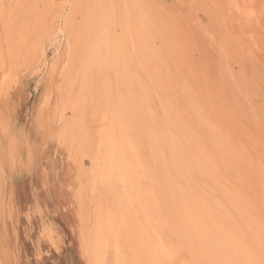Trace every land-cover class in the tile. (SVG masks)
Segmentation results:
<instances>
[{
    "label": "rangeland",
    "instance_id": "1",
    "mask_svg": "<svg viewBox=\"0 0 264 264\" xmlns=\"http://www.w3.org/2000/svg\"><path fill=\"white\" fill-rule=\"evenodd\" d=\"M72 1L0 0V5L14 6L7 12L0 7V31L6 26L8 32H4V39L0 41L3 42L0 51L4 55L6 48L13 49L8 48L12 52L5 55L10 53V58L5 57L6 67L0 69V264H88L81 245L83 224L87 231L94 228L96 200L105 188H91L89 154L97 142L96 131L101 124L97 113L105 103L109 93L105 86L110 81L114 99L132 92L138 100L150 95L148 103L136 105L137 109L129 111V115L135 112L132 114L139 130L149 126L158 130L166 115V106L171 107L168 113L170 128L178 133L187 129V136L195 140L191 144L186 138L187 147L203 155L197 161L180 155L186 177L177 172L172 174L175 197L180 198L183 191L190 189L196 196L202 194L197 197L201 203L209 202L206 205L214 211L216 219L244 237L248 248L256 250L254 255L264 262V0H138L141 11L138 15L130 13L133 27L130 34L133 35L129 36L128 44L135 45L132 44L137 41L134 37L139 38L140 32L136 30H141L136 19L141 16L146 19V28H143L151 31L153 47L159 53L156 59L144 60L138 52L127 51L126 67L133 77L129 82L118 80V89L114 68L91 67V72V68L87 72L91 76L82 71L85 67L82 52L87 47L83 44L87 35L82 41L85 49L80 47L82 51L77 52L76 69L65 76L63 83L66 42H51L52 36L49 39L47 34L53 25H60L58 16L69 11ZM89 1L81 0L80 11L87 5L99 3L98 0ZM114 2L118 16L128 13L127 7L123 12V0ZM250 10L255 12L253 18L247 14ZM83 20L78 13L75 24L83 25ZM116 34H121L118 25ZM41 43L47 49L43 61L38 60ZM101 54L107 57L106 50ZM82 74L86 78L85 87L81 83ZM147 75L152 80L158 78L161 84L157 81L151 85L153 81ZM156 84L160 85L155 88ZM81 97L88 99L86 103H81ZM68 98L80 103L77 111L66 103ZM130 118L133 121L134 117ZM173 118L176 124H171ZM75 119H79V124L84 119L80 124L84 133L81 145H77L78 141H59L65 122ZM84 130H88V135ZM135 133L132 135L137 139ZM144 135L139 134L137 139L139 150L145 159L147 157L146 161L160 182L164 174L153 159L149 139ZM183 138L186 141L184 135ZM161 150L168 164L169 155ZM79 176L85 181L80 189ZM183 178H187L189 184ZM147 179L141 182L146 190L150 186ZM156 186L160 188L159 183ZM107 195L111 197L108 192ZM161 199L160 218L176 217L177 214L173 215L171 208H167V198L162 195ZM220 213L229 221L224 217L223 220ZM142 218L137 227L144 235V232L148 234L149 226L142 223ZM166 233L170 241H176L173 233ZM143 249L140 245V251L136 252L138 258L144 255L138 256ZM111 257L109 254L106 264H112ZM177 259L178 262L190 261L188 248L183 247ZM141 260L140 264H147L142 257Z\"/></svg>",
    "mask_w": 264,
    "mask_h": 264
},
{
    "label": "bare ground",
    "instance_id": "2",
    "mask_svg": "<svg viewBox=\"0 0 264 264\" xmlns=\"http://www.w3.org/2000/svg\"><path fill=\"white\" fill-rule=\"evenodd\" d=\"M74 1L75 0L72 1L73 3L70 5L69 11L66 14L58 16L60 25L59 26L53 25L52 30H51L52 27L50 29H47V31L51 30L47 34V38L49 39L52 36V40L50 39L51 42L52 41L54 43L56 42V44L58 41L59 43H62L63 40L66 42V48H65L66 57L63 61V72H62L63 73L62 74L63 83H64L65 76L67 74H70V72H72L74 69H76L75 66H76V63L78 62L76 60L79 57V56L77 57V52L81 50L80 47L85 49V46H87L85 51L82 52L83 54H85L83 57L84 60H82L83 61L82 63L86 67V68L84 67L85 69L83 68L82 71L84 70L86 72V76L90 75L87 72L91 67L97 68L98 66L101 67V65L102 66L106 65L107 67L114 68V72L116 73V80H117L116 85L118 84L119 81L129 82L130 77H133L130 74L131 71H128V68L126 67L127 51H129V53L138 52L141 59L144 58V60L148 59V57L149 58L154 57L155 59L157 58L159 52H157L156 49L153 47V40L151 36L152 34L150 35L151 31H145L146 29H144L143 27L146 28V19L144 20L143 18H141L140 15H139L140 18L136 19L137 20L136 25H138L140 27L139 29L141 30V31L136 30L140 32L139 38L134 37L135 39H133V40L137 39L138 42L137 41L135 43L132 42V44H135V45L129 46L128 44V41H130V39L128 40V38L131 35L130 30L132 27L131 26L132 24H130L131 21L129 19L131 17L130 13L131 14L137 13L138 15L140 14V11H141L139 9L140 6H139L138 0H131V2L128 0H123L125 3L123 6L125 7L123 9L124 11L123 10L121 11L125 12V10H127L125 8L126 7L128 8V13L124 14L122 12L125 16L124 15L118 16L115 13L116 3L114 2V0H98L99 3H97L96 5L91 4L92 6L86 4L87 7L85 6V8H83L82 11H80L81 0H76L75 2ZM89 2L91 1L88 0V3ZM131 5L132 7H130ZM237 7L241 8L240 5H238ZM78 13H81L84 19L83 20L84 24L80 26L75 24L76 23L75 18ZM247 14L249 15V17H252L255 14V12L254 10H250ZM50 22L52 23V21ZM117 25L120 26L121 28L120 35L116 34ZM136 25L134 24L133 26H136ZM4 29L5 30L0 31V41L1 39H4L3 38L5 34L4 32H7L6 26ZM7 33L6 35L8 36ZM86 35L88 36V38L85 37ZM132 35H131V38H132ZM84 37L86 38V40L84 41L83 45L85 46L83 47L82 41ZM59 38L62 40L60 41ZM4 41H6V39ZM86 42H87V45L85 44ZM59 46L57 47L58 50H59ZM8 48H6V51L12 52L9 50V49L13 50L11 46L9 49ZM39 48L40 49L38 50V54H39L38 60L43 61L44 59H46L47 49L44 43H41ZM102 50H106L107 52L106 58H104L103 55L101 54ZM7 52H5L4 55H2L0 51V69H3L6 67L5 57H8L9 55H11L9 53V55L6 56L5 54H8ZM80 55L82 56V54ZM129 56H131V54ZM58 57L60 58V56ZM9 58H7V60ZM61 60H62V57H61ZM149 64L150 63H148V65ZM56 65L58 66V64ZM139 66L141 67L142 65H139ZM149 66H148V69L150 70ZM145 69L148 70L147 67ZM91 70L92 68L90 69V72ZM100 70L98 69V71ZM146 70L144 71L145 73H146ZM148 73L149 72L147 71V74ZM78 74L80 73L78 72ZM151 75H154V74H151ZM90 76H88V79H90ZM7 77L8 75L5 74L4 78H7ZM148 77L150 78L151 76H148ZM154 77H158V76L154 75ZM82 78H83V74H82ZM84 78L81 79V81L83 80L81 83L82 84L84 83L83 85L85 87L86 81L84 80H86V78L85 79ZM67 79L68 78H66V80ZM111 79L112 78H110V80ZM136 79L138 82H140L139 81L140 79H138V76ZM150 79L151 81H153L151 82V85H153V83H158L160 81L158 80V78L157 80H152V78ZM71 81H75V80H71ZM111 83L112 82L110 81L105 86L109 90V93L107 96H105L104 105L101 107L98 113L96 112L97 118L98 120H100L99 122H101V124L99 125L100 129H97L96 131L97 142L95 145L93 144L94 142L92 143V145H94L95 147L91 151L92 153L89 154L91 156V162H92L91 179L88 178V180L89 179L92 180L91 188L93 190H96L97 187H100V190H101V187H105L107 191H104L105 188H103L104 190H102L101 193L98 194L97 200L95 199L96 206L94 210L95 212H93L94 213L93 214L94 223H95L94 228L91 231H87L84 228L85 226L83 224V229H82L83 240H82L81 245L84 251L85 258L88 261V264H106V262L110 260L109 254L112 255L111 257L112 264H140V261L142 262L141 257L142 259L145 260L147 264H169V262L171 261H176L177 264H264V262L261 259L257 258L254 255L256 250H252V248L250 249V247L248 248L249 245L248 246L246 245L247 242L244 241L243 239L244 237L242 238L240 234L237 231L230 228L227 225V223L225 224L223 221H218V219H216V216L214 215V211H211L210 208L206 205L207 202L203 199L202 201H205V202L201 203V199L199 200L197 198L199 197V195L196 196L195 195L196 193H194L193 190L190 189L185 192L182 190L183 192H182L181 197L180 198L175 197L176 187H174L175 185L173 184L172 174L174 172H177V174L179 173L185 176V170L179 158L180 155H182L184 158H187L188 160H196V161L200 160L202 158L201 156L203 155H201L200 152L197 153V151L195 153L194 150L187 147L186 145L187 140L190 141L189 143H191L192 141V137L187 136V131H186L187 129L183 128L178 133L175 130H172L170 128L169 126L170 121H169L168 113L170 112L171 107L166 106L167 111L165 112L164 110L166 115L161 123L162 125L160 126L158 130L154 131L152 126L146 127V129H144L143 131L141 130V128L139 130L138 129L139 126L137 127L135 125L136 123H134V121H136L134 120L136 118L133 115L135 112H132L133 114L131 113L132 115L131 114L129 115V111L132 108L133 110L137 109L135 107L136 105L138 106V105H143L146 102L148 103L147 101L148 95L145 96V98L142 97L143 99H139V100L134 99L132 90L131 91L129 90V92H132L131 95L128 93L130 96L128 94L127 95L122 94L121 92L120 94H122V96L119 95V97L114 99L113 95L110 93L111 92L110 90H113V86ZM124 84L125 83H122V85ZM132 84H134V81ZM160 84L154 85L155 88L158 87L157 85H160ZM83 85L81 87H83ZM90 85L91 84H89L88 87H90ZM118 85L116 86L117 89H118ZM83 89L80 91H83ZM127 92L128 91L126 90V93ZM89 94L91 95V93ZM78 96L80 95L78 94ZM151 97L153 96L151 95ZM81 99L82 97L79 100ZM160 99L161 98H159L158 100ZM86 100L82 99L81 103L82 101L85 102ZM165 101H166V98H165ZM66 103L69 104L70 107L73 108V110L75 111L78 110L79 108L78 105L80 104L78 101H75V100L73 101V99H70V98L66 99ZM165 105L161 104V106H165ZM81 107H82V104H81ZM137 113L136 115H138L139 117V114ZM87 114L89 115V113ZM149 114L151 115V112ZM149 114H148V117L150 116ZM130 117H134L132 118L133 121L131 120ZM149 118L151 119V117ZM173 119H174L173 121L174 123L172 122L171 124H176L175 122L176 118H173ZM78 120L75 119L74 121L65 122L62 132L59 136L60 138L59 141L74 142V143L78 141L77 145L79 142H81L80 138L84 136V133L81 130L80 124H81V121L84 119L80 120V124ZM139 123L141 124V122ZM84 125L86 127V123H84ZM84 131H87V135H88V130H84ZM133 132H136L135 134L137 135V139L140 138L139 134H143V135L146 134L144 135V137L145 136L148 137L149 143H150L149 149L151 153L153 154V159L155 160L156 163H158L161 166V167L159 166L160 167L159 169H161L162 173L164 174V176L161 178L162 181L160 182L157 181L156 179L157 176H155V173H154L155 171L153 170L151 165L146 161L147 157L145 159L142 156L139 150L140 148L138 146L139 144L138 140L136 139L134 135H132ZM183 135L185 137V140L187 138L186 141H184ZM86 139L88 140V136ZM189 143H187L188 146L190 145ZM79 144L81 145V143ZM196 144H199V143L196 142ZM141 145H144V143ZM160 145L162 146L161 149H164L165 152H167V155H169L170 164L169 163L167 164L166 159L164 158L163 151L160 149ZM194 145L195 144H193V146ZM86 146H88V144ZM161 170H159L158 173ZM145 178L146 179L149 178L147 180L150 183L149 184L150 186L147 190L143 188L142 183H141L142 180L145 181ZM79 181H80V186H79V189H80L84 187L85 181L80 176H79ZM187 182L189 184L188 179H187ZM156 183L160 184V188H157ZM182 187H179L178 189L180 188L182 189ZM107 192L109 193L111 197H108ZM160 194H161V198H162V195H164V198L165 197L167 198L166 200L168 201V205H169V206L167 205L168 206L167 208H171L173 212L172 214L173 215L174 213L177 214L176 217L170 216L169 219H166L167 217L166 215L165 220L160 218V210H161L160 208H161V203H162ZM79 196H80V191H79ZM236 198L238 199V197ZM167 201H163V202L167 204ZM234 201H237V200H234ZM161 213H162V210H161ZM220 214L222 215V213ZM141 217H143L142 223L145 222L149 226V232L147 230L148 234H145V232H144V235L140 234L142 233V229L140 228L141 229V232H140L139 228L137 227L138 223L139 222L141 223V220L139 221V218L141 219ZM223 217L224 216L222 215V218ZM224 218L227 219L228 217H224ZM219 220H221V218ZM228 221H229V218H228ZM230 224L233 225L231 221H230ZM145 228L147 229L146 225H145ZM234 229H235V226H234ZM167 231L175 235L176 241H170L168 239L166 235ZM140 245H143L145 250L143 249L144 252H139L138 256H141L140 253L142 254L144 253V255L139 257L140 258L139 259L136 256V252L140 251L143 248V247L142 248L140 247L141 249L139 250ZM183 247H186V249L188 248V251H190V261L187 260V262H184V261L178 262L177 258H178L180 251L183 249ZM248 249L252 251H249Z\"/></svg>",
    "mask_w": 264,
    "mask_h": 264
},
{
    "label": "snow or ice",
    "instance_id": "3",
    "mask_svg": "<svg viewBox=\"0 0 264 264\" xmlns=\"http://www.w3.org/2000/svg\"><path fill=\"white\" fill-rule=\"evenodd\" d=\"M0 7H3V8L5 9V11L7 12V9L12 8V7H14V6L4 4V5H0ZM17 7H18V6H17ZM169 264H177V262H176V261H171V262H169Z\"/></svg>",
    "mask_w": 264,
    "mask_h": 264
}]
</instances>
